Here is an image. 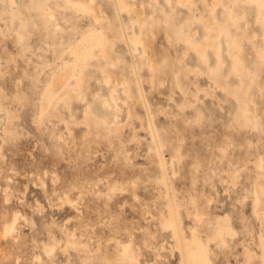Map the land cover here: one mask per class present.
<instances>
[{
  "label": "rangeland",
  "instance_id": "obj_1",
  "mask_svg": "<svg viewBox=\"0 0 264 264\" xmlns=\"http://www.w3.org/2000/svg\"><path fill=\"white\" fill-rule=\"evenodd\" d=\"M81 1L113 22L110 56L118 64L110 68L130 77L133 114L129 118L123 85L118 118L105 105L110 84L101 67L107 60L94 57L85 98H73L71 109L61 106L59 116L40 122L38 91L57 54L93 14L66 0H0V264H182L171 199L185 255L204 264H258L248 253L260 250L252 190L256 178L264 181L257 165L264 159V86L252 90L261 123H239L233 93L239 79L231 71L226 36L224 64L215 73L175 37L183 29L203 40L204 23L195 15H210L208 0H126L132 9L122 17L143 19L148 44L147 55L140 47L135 56L119 35L114 1ZM12 10L26 22L22 40L11 24ZM216 15L226 19L222 5ZM243 52L252 65L248 40ZM208 53L215 66V50ZM147 56L159 68L156 84ZM259 81L264 84V66ZM88 105L113 123L82 122ZM217 215H229L236 230L226 244L210 238ZM123 244L133 256L124 254Z\"/></svg>",
  "mask_w": 264,
  "mask_h": 264
},
{
  "label": "bare ground",
  "instance_id": "obj_2",
  "mask_svg": "<svg viewBox=\"0 0 264 264\" xmlns=\"http://www.w3.org/2000/svg\"><path fill=\"white\" fill-rule=\"evenodd\" d=\"M120 17V31L119 35L128 43L133 56L136 51L141 49L143 55L148 54V44L143 34L144 21L141 17H133L130 22L125 21L122 17V11L127 9L131 11L129 2L126 0H113ZM172 0H168L171 3ZM178 3L191 5L195 0H176ZM75 10L89 12L93 14L91 23L80 31L79 35L70 39L63 47L62 51L57 54V59L52 63L51 69L45 79L41 89L38 91L37 101V118L40 122L45 118L51 116H59L61 106L71 109L73 98H85V92L88 81L92 75L89 74L88 68L92 64L94 57L106 58V64L101 67L102 80L110 84V93L105 96L104 103L115 108V118L119 116L121 105L119 99L118 87L123 85L126 93L125 103L129 104L128 115L129 118L133 114V109L130 105V100L134 98L131 93V79L124 72H117L111 69V65L118 63L111 59L110 46L112 44V37L109 31L114 28L112 20H108L107 16H100L93 6L88 5L81 0H66ZM37 5V3H36ZM207 5L210 10V15H195V19L203 21L205 27V35L203 40L193 37L192 34H186L183 29L175 33L177 39H183L188 43V46L196 50L203 62L208 65L210 73H215L221 69L224 64L223 59V44L221 36H226L228 44V52L231 57L232 65L231 71L238 76L239 82L233 89L238 101V115L239 123L256 127L261 123L260 113L253 104L255 99L252 90L255 84L262 85L259 81L261 71L264 66V0H208ZM218 5H222L225 11L226 19L221 20L216 15ZM11 24L16 32L19 40L25 36L24 28L26 22L21 18L16 11L12 10ZM253 14V22L251 23L248 16ZM53 15V14H51ZM168 36L170 34L167 32ZM115 36V34H114ZM248 40L254 50L253 64L250 65L244 56V42ZM212 47L217 56V63L215 66L209 64L208 49ZM135 61V60H134ZM136 63V61H135ZM147 63L152 70V82L156 84L159 77L158 67H156L147 56ZM139 65L135 64L133 72L137 79L140 91V97L146 105L149 114V123H151L152 131L155 132L153 126V114L149 108L146 93L143 90L142 78L139 70ZM179 73L176 74L177 82L180 85ZM218 81V80H217ZM73 116V113H71ZM82 122L91 125V123H113L109 117L103 114L96 113L91 105L85 109V117ZM118 121L114 119V123ZM163 162V160H162ZM164 163V162H163ZM258 168H264V159L260 158L257 161ZM258 176H264V171H258ZM167 179V177H166ZM253 208L256 217L260 220L261 227L258 231V245L259 252L251 251L248 253V258L258 257V264H264V181L258 178L254 181V188L252 190ZM66 200L71 198L66 197ZM72 201V200H71ZM171 223L177 235V240L182 252V264H204L200 260L192 257L191 254L185 255L186 244L180 226L177 223V212L171 199ZM14 229V225L7 228V231ZM236 234V230L232 225L229 215H217L213 233L210 238L224 244L228 241V236ZM124 254L131 255V249L127 244H123ZM130 253V254H129ZM249 264H253L251 261Z\"/></svg>",
  "mask_w": 264,
  "mask_h": 264
}]
</instances>
